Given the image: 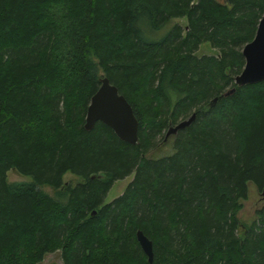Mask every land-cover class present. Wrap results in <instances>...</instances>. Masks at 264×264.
Masks as SVG:
<instances>
[{
  "label": "trees",
  "instance_id": "trees-1",
  "mask_svg": "<svg viewBox=\"0 0 264 264\" xmlns=\"http://www.w3.org/2000/svg\"><path fill=\"white\" fill-rule=\"evenodd\" d=\"M263 11L264 0H0V264L56 250L61 264H264V201L240 235L236 218L247 184H264V80L233 81ZM203 42L216 53L196 56ZM101 76L131 106L134 144L83 128ZM191 113L168 153L148 155ZM9 169L30 180L6 182Z\"/></svg>",
  "mask_w": 264,
  "mask_h": 264
},
{
  "label": "water",
  "instance_id": "water-1",
  "mask_svg": "<svg viewBox=\"0 0 264 264\" xmlns=\"http://www.w3.org/2000/svg\"><path fill=\"white\" fill-rule=\"evenodd\" d=\"M240 53L243 66L233 77L235 86L240 87L264 80V11L257 21L252 39L243 44ZM232 91L233 88L225 94ZM193 117L194 113H191L185 119L168 127L164 137L188 125ZM95 122L109 127L114 135L124 142L129 144L136 142L137 120L131 106L105 76L99 78L98 87L89 97L84 113L83 128L89 130ZM260 195L264 197V184L260 189ZM135 239L147 261L150 262L152 257L150 240L140 230L135 231Z\"/></svg>",
  "mask_w": 264,
  "mask_h": 264
},
{
  "label": "rangeland",
  "instance_id": "rangeland-1",
  "mask_svg": "<svg viewBox=\"0 0 264 264\" xmlns=\"http://www.w3.org/2000/svg\"><path fill=\"white\" fill-rule=\"evenodd\" d=\"M169 23H177L178 25L183 27L185 24V19L184 18H174V19H171ZM214 53H216L215 49L212 48L207 42H203L199 44V46L194 52L196 56H200L202 54H214ZM98 74L101 75V71H98ZM165 139L167 140L164 145H160V142H159L154 148H152V150L149 151L148 155L155 157V156L168 153L171 150L170 148L171 134L166 135ZM5 178H6V182L8 183L27 182L30 180L29 176L16 173L15 171L11 169L7 170ZM130 179H131V175H128L122 179L115 180L111 184V187L108 189L104 197V200L107 202L111 200L112 198L116 197L117 195H119ZM62 180L65 183L70 182L71 184H74L78 180V177L67 172L63 175ZM43 189L47 193L52 192V190L47 186L43 187ZM263 201H264V197L260 195V190L258 191L251 183H248L246 199H244L241 202V207L236 212V218L239 222L237 233L239 235L242 229L254 217V211L258 207L261 206ZM36 264H61L59 251L56 250L53 252L45 253L42 259Z\"/></svg>",
  "mask_w": 264,
  "mask_h": 264
}]
</instances>
